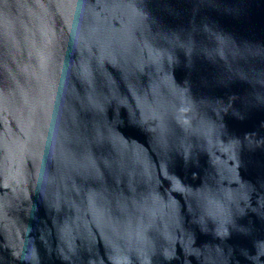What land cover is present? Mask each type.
<instances>
[{
  "label": "water",
  "instance_id": "obj_1",
  "mask_svg": "<svg viewBox=\"0 0 264 264\" xmlns=\"http://www.w3.org/2000/svg\"><path fill=\"white\" fill-rule=\"evenodd\" d=\"M0 264H264V0H0Z\"/></svg>",
  "mask_w": 264,
  "mask_h": 264
}]
</instances>
